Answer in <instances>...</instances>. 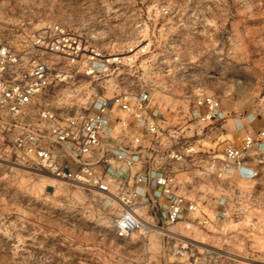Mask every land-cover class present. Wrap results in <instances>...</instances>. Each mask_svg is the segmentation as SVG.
<instances>
[{
    "label": "rangeland",
    "instance_id": "1",
    "mask_svg": "<svg viewBox=\"0 0 264 264\" xmlns=\"http://www.w3.org/2000/svg\"><path fill=\"white\" fill-rule=\"evenodd\" d=\"M49 23L107 52L144 47L134 64L52 83L38 100L71 114L96 92L147 89L165 136L150 161L172 171L174 189L198 211L175 226L116 238L119 202L23 162L12 147L17 129L0 112V264H264V158L245 157L254 179L218 169L226 143L264 130V0H0V28L20 50ZM200 93L219 98L224 120L197 122ZM186 139L197 150L192 158H160ZM203 216L206 223L197 221Z\"/></svg>",
    "mask_w": 264,
    "mask_h": 264
},
{
    "label": "built area",
    "instance_id": "2",
    "mask_svg": "<svg viewBox=\"0 0 264 264\" xmlns=\"http://www.w3.org/2000/svg\"><path fill=\"white\" fill-rule=\"evenodd\" d=\"M167 11L161 8L163 14ZM26 43L20 50L0 28V112L17 129L12 140L16 156L58 180L113 196L122 206L113 221L116 238L193 220L197 202L176 192L167 166L150 161L151 156L153 160L158 156L156 144L164 136V128L162 115L147 89L123 88L110 97L96 92L86 108L71 114L56 113L38 100L52 83L77 76L94 80L134 64L144 47L107 52L58 23L42 26ZM51 56L59 59L52 60ZM193 107L192 116L198 123L226 118L219 98L213 94L200 93ZM234 120L237 128L243 127L239 118ZM251 151L259 160L264 158L263 129L247 132L237 144L226 143L219 171L254 179L258 171L245 159ZM196 153L186 139L176 141L159 156L183 162ZM220 204L223 207L218 215L224 216V199ZM197 221L206 223L207 219L203 216Z\"/></svg>",
    "mask_w": 264,
    "mask_h": 264
},
{
    "label": "bare ground",
    "instance_id": "3",
    "mask_svg": "<svg viewBox=\"0 0 264 264\" xmlns=\"http://www.w3.org/2000/svg\"><path fill=\"white\" fill-rule=\"evenodd\" d=\"M147 226V225H146ZM150 225H148V227H149Z\"/></svg>",
    "mask_w": 264,
    "mask_h": 264
}]
</instances>
